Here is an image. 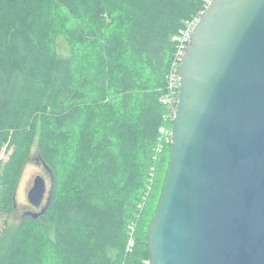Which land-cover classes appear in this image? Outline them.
<instances>
[{"label":"trees","instance_id":"1","mask_svg":"<svg viewBox=\"0 0 264 264\" xmlns=\"http://www.w3.org/2000/svg\"><path fill=\"white\" fill-rule=\"evenodd\" d=\"M205 4L0 0V205L14 210L33 154L52 177L44 214L3 227L0 264L148 263L170 154L159 129L171 128L160 98L173 37Z\"/></svg>","mask_w":264,"mask_h":264},{"label":"water","instance_id":"2","mask_svg":"<svg viewBox=\"0 0 264 264\" xmlns=\"http://www.w3.org/2000/svg\"><path fill=\"white\" fill-rule=\"evenodd\" d=\"M147 244V264H264V0H211L192 31Z\"/></svg>","mask_w":264,"mask_h":264},{"label":"built area","instance_id":"3","mask_svg":"<svg viewBox=\"0 0 264 264\" xmlns=\"http://www.w3.org/2000/svg\"><path fill=\"white\" fill-rule=\"evenodd\" d=\"M211 0H205V9L207 8L208 4ZM205 9L189 21L184 23V27L178 32L176 36L173 37V41L176 44V51L173 55V58L170 62L169 69L166 73L165 80H166V93L160 98L161 103L166 108V114L164 115V121L166 123H171L174 118L175 109L178 101V92H179V67L181 59L184 55L185 49L190 41V37L192 31L197 24L199 17L205 11ZM159 134L161 139L166 143H170V136H171V128L169 129L166 126H162L159 129ZM161 150V145L158 146L157 151ZM133 226L130 227L129 232V240L127 244V251H131L134 247V239H133Z\"/></svg>","mask_w":264,"mask_h":264},{"label":"rangeland","instance_id":"4","mask_svg":"<svg viewBox=\"0 0 264 264\" xmlns=\"http://www.w3.org/2000/svg\"><path fill=\"white\" fill-rule=\"evenodd\" d=\"M57 52L59 55L66 56L68 54V48L63 40L62 37H59L57 39ZM3 161L7 159V156L5 154H2L0 157ZM154 169H150V175H153ZM42 176L45 179L46 182V190L49 191L50 187V180L46 172L44 171L43 166L36 160V155L33 154L31 159L27 162V164L24 167V170L22 172V175L18 181L17 188L15 191V208L10 213L7 214L4 211V208L0 205V233L5 225L10 226L11 228L17 227V225L20 223L22 214L25 210L34 211L31 209H27L26 207L29 205L28 203V192L33 186V180L35 176ZM150 189V186H148ZM47 198V193L45 194V199ZM45 200H43L44 203Z\"/></svg>","mask_w":264,"mask_h":264},{"label":"flooded vegetation","instance_id":"5","mask_svg":"<svg viewBox=\"0 0 264 264\" xmlns=\"http://www.w3.org/2000/svg\"><path fill=\"white\" fill-rule=\"evenodd\" d=\"M33 183V182H32ZM46 193H47V197H48V193H49V191L47 192L46 191ZM45 193V194H46ZM47 199V198H46ZM46 199H45V196H44V203L42 202V204H41V206L39 207V208H34V207H32L30 204L26 207L27 209H31V210H33L34 209V211L33 212H39L43 207H44V205H45V203H46ZM28 211H30V210H25L24 212H23V214H22V216H24Z\"/></svg>","mask_w":264,"mask_h":264}]
</instances>
